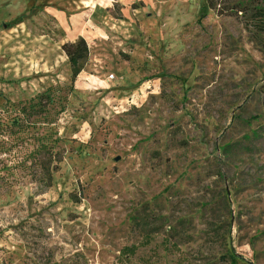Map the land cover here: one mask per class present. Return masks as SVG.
<instances>
[{"label":"rangeland","instance_id":"obj_1","mask_svg":"<svg viewBox=\"0 0 264 264\" xmlns=\"http://www.w3.org/2000/svg\"><path fill=\"white\" fill-rule=\"evenodd\" d=\"M0 264H264V0H0Z\"/></svg>","mask_w":264,"mask_h":264},{"label":"trees","instance_id":"obj_2","mask_svg":"<svg viewBox=\"0 0 264 264\" xmlns=\"http://www.w3.org/2000/svg\"><path fill=\"white\" fill-rule=\"evenodd\" d=\"M65 54L68 58V62L71 70V79L74 81L80 72L83 70L85 61L87 58V47L83 40H80L76 45L69 44L64 46ZM41 103V98H39L38 105ZM132 251V250H128Z\"/></svg>","mask_w":264,"mask_h":264}]
</instances>
